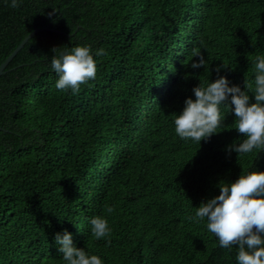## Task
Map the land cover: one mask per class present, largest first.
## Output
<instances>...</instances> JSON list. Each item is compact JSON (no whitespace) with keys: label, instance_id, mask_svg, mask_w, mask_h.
<instances>
[{"label":"trees","instance_id":"obj_1","mask_svg":"<svg viewBox=\"0 0 264 264\" xmlns=\"http://www.w3.org/2000/svg\"><path fill=\"white\" fill-rule=\"evenodd\" d=\"M37 28L0 75V264H64V229L104 264H237L236 246L188 217L219 182L264 170V151L227 150L242 139L231 111L200 145L172 115L219 65L230 83L251 82L264 0H0V64ZM83 43L106 51L96 78L57 90L53 48ZM194 48L204 68H191ZM94 215L109 237L91 235Z\"/></svg>","mask_w":264,"mask_h":264},{"label":"clouds","instance_id":"obj_2","mask_svg":"<svg viewBox=\"0 0 264 264\" xmlns=\"http://www.w3.org/2000/svg\"><path fill=\"white\" fill-rule=\"evenodd\" d=\"M5 2L18 8L23 0ZM55 12L57 10L53 9L48 15ZM53 53L50 67L58 76L56 89L77 94L81 85L96 78L94 57L103 56L106 51L103 48L94 51L91 44L83 43L54 47ZM207 63L202 50L194 48L191 68H204ZM252 64L253 78L243 89L230 83L226 76L219 75L226 67L224 64L217 66V78L209 80L207 77L193 87L194 98L186 97L182 110L172 115L174 131L181 140L200 145L202 140L220 132L225 114L231 111L235 117L234 128L242 134V139L233 142L227 150L241 156L264 151V54L256 55ZM221 106L226 111H222ZM217 186L219 193L202 201L188 219L204 222L219 247L231 250L236 246L237 264H264V170L251 166L241 171L234 181L219 182ZM112 211L108 208V212ZM89 223L91 235L96 240L110 236L106 216L94 215L89 218ZM54 242L64 264H104L100 255L87 247H77L67 229L57 232Z\"/></svg>","mask_w":264,"mask_h":264},{"label":"water","instance_id":"obj_3","mask_svg":"<svg viewBox=\"0 0 264 264\" xmlns=\"http://www.w3.org/2000/svg\"><path fill=\"white\" fill-rule=\"evenodd\" d=\"M46 28H37L31 33H29L21 42L20 44L13 50V52L6 58V60L0 64V75L3 74V70L6 67V65L9 63V61L12 60V58L16 55V53L22 48V46L37 32L42 31Z\"/></svg>","mask_w":264,"mask_h":264}]
</instances>
